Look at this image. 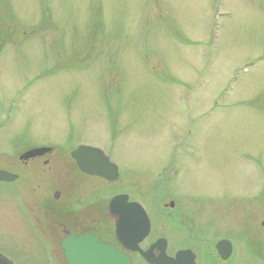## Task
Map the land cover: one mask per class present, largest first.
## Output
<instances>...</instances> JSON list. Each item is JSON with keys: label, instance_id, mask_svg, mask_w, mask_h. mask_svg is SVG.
<instances>
[{"label": "rangeland", "instance_id": "rangeland-1", "mask_svg": "<svg viewBox=\"0 0 264 264\" xmlns=\"http://www.w3.org/2000/svg\"><path fill=\"white\" fill-rule=\"evenodd\" d=\"M80 142L126 178L179 182L197 210L219 194L207 221L237 258L264 256V0H0V168L41 144L55 151L22 170L54 169ZM18 184L0 181V251L59 264Z\"/></svg>", "mask_w": 264, "mask_h": 264}, {"label": "flooded vegetation", "instance_id": "flooded-vegetation-1", "mask_svg": "<svg viewBox=\"0 0 264 264\" xmlns=\"http://www.w3.org/2000/svg\"><path fill=\"white\" fill-rule=\"evenodd\" d=\"M79 144L101 148L116 164L117 178L109 180L88 173L72 157L56 163L54 169L50 166L48 170L36 172L30 168L22 170L29 161L53 153V146L39 156L18 157V166L13 172L18 175L12 182L19 181L17 193L32 230L30 238L46 246L50 260L59 264H69V261L86 264L92 258V248L97 244H108L115 248L117 259L125 258L123 264H264V256L258 253L247 261L237 258V243L207 221L211 216L220 220L219 194L202 193L204 204L197 210L194 207L196 198L183 191L179 182L169 177L166 190L160 191L159 178H146V181L126 178L104 146ZM37 146L43 145L34 147ZM40 162L46 166L50 160ZM44 172H48L46 179L41 176ZM32 173L33 176H26ZM40 179L45 180L44 183H54V187L45 185L44 191L32 195L31 189L35 190V187L31 185ZM39 182L43 183L42 180ZM36 186L40 188L41 184ZM116 196L120 199L112 204L111 200ZM129 203L137 205L129 207ZM260 225L264 226V220ZM223 239L231 244L226 259L216 247ZM0 253L13 264L6 254ZM103 257L111 258L110 255Z\"/></svg>", "mask_w": 264, "mask_h": 264}, {"label": "water", "instance_id": "water-1", "mask_svg": "<svg viewBox=\"0 0 264 264\" xmlns=\"http://www.w3.org/2000/svg\"><path fill=\"white\" fill-rule=\"evenodd\" d=\"M51 150V147L42 146L35 147L26 150L20 155V159H28L38 155H42L45 152ZM71 156L79 162V166L82 170L91 173L103 176L109 180H114L118 176L117 166L110 162L109 158L104 155L101 149L88 146V145H79L77 148L71 151ZM17 178V174L8 172L6 170L0 169V181H12ZM120 199V196L113 197L111 203H115ZM137 205L136 203H129V207ZM97 237H93L96 239ZM99 240V239H98ZM230 242L226 239L219 240L216 244L217 249L223 258H227L230 254ZM92 258L86 264H123L124 260H119L116 257L117 252L113 246L108 244H97L96 247L92 248ZM103 255H110L111 258L104 259ZM0 264H11L7 258L0 254ZM69 264H82L81 262L69 261Z\"/></svg>", "mask_w": 264, "mask_h": 264}]
</instances>
